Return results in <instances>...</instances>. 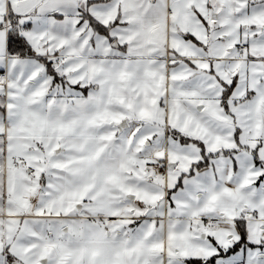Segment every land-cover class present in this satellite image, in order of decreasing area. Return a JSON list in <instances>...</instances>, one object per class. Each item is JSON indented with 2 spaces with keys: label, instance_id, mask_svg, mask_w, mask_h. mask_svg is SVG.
<instances>
[{
  "label": "snow or ice",
  "instance_id": "obj_1",
  "mask_svg": "<svg viewBox=\"0 0 264 264\" xmlns=\"http://www.w3.org/2000/svg\"><path fill=\"white\" fill-rule=\"evenodd\" d=\"M0 264H264V0H0Z\"/></svg>",
  "mask_w": 264,
  "mask_h": 264
}]
</instances>
